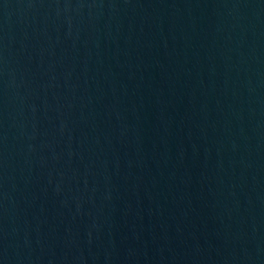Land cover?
<instances>
[{"label": "water", "instance_id": "1", "mask_svg": "<svg viewBox=\"0 0 264 264\" xmlns=\"http://www.w3.org/2000/svg\"><path fill=\"white\" fill-rule=\"evenodd\" d=\"M0 264H264V0H0Z\"/></svg>", "mask_w": 264, "mask_h": 264}]
</instances>
